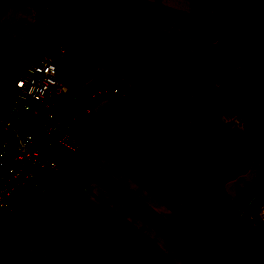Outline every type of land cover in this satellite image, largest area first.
Instances as JSON below:
<instances>
[{
    "label": "crops",
    "instance_id": "crops-1",
    "mask_svg": "<svg viewBox=\"0 0 264 264\" xmlns=\"http://www.w3.org/2000/svg\"><path fill=\"white\" fill-rule=\"evenodd\" d=\"M59 1L52 8L56 17L70 18V28L74 20L88 22L98 39L81 41L82 30L73 29L98 71L83 86L67 80L70 92L55 105L58 115L81 113L77 134L83 147L46 151L55 167L36 174L0 223V264H264V147L220 192L188 160L186 137L175 123L179 103L149 104L135 91L192 89L232 46L264 54L261 37L228 40L225 26L209 27L211 8L194 14V0H65L62 8L76 9L70 17L55 12ZM258 3L264 1L251 8ZM230 10L216 12L225 19ZM215 32L224 41H214ZM257 33L264 35V26ZM61 37L50 24H40L34 5L3 3L0 104L29 64L70 47ZM124 44L143 55L148 68ZM226 81L264 143V65L253 81L241 70ZM104 86L127 94L105 97L84 112L82 102Z\"/></svg>",
    "mask_w": 264,
    "mask_h": 264
},
{
    "label": "trees",
    "instance_id": "trees-1",
    "mask_svg": "<svg viewBox=\"0 0 264 264\" xmlns=\"http://www.w3.org/2000/svg\"><path fill=\"white\" fill-rule=\"evenodd\" d=\"M7 1L3 0L4 3ZM19 1L37 7L40 24H50L68 39L70 46L84 50L77 44L76 35L70 28L71 19H60L52 13L56 0ZM260 1L264 0H254L255 3ZM214 4L215 0H194V14H208ZM71 6L68 4L67 8ZM46 8H50L51 12H47ZM243 10L237 7L229 13L236 16ZM42 31L38 30L37 39ZM224 38L222 32L214 33V41L221 43ZM124 46L131 50L138 63H145L148 68L143 55L131 46ZM260 65H264V54L259 50L250 53L241 47L232 46L213 63L205 79L192 89L184 85L179 86L176 92L167 91L163 87L135 89L149 104L160 105L169 101L179 103L175 123L182 127L186 137L188 160L198 177L220 192L224 191L228 182L247 171L264 147L256 125L242 114L226 81L235 70H241L244 79L253 81L256 68ZM149 76L151 78V72Z\"/></svg>",
    "mask_w": 264,
    "mask_h": 264
},
{
    "label": "built area",
    "instance_id": "built-area-1",
    "mask_svg": "<svg viewBox=\"0 0 264 264\" xmlns=\"http://www.w3.org/2000/svg\"><path fill=\"white\" fill-rule=\"evenodd\" d=\"M0 0V11L3 7ZM51 12L50 8H46ZM60 47L57 54H45L21 71L10 84L0 104V223L12 213L18 197L43 168L55 167L46 151L54 146L81 150L83 142L77 134L80 112L58 115L55 105L70 92L64 72ZM126 90L114 86L99 87L82 102L88 112L101 99L125 96ZM25 115L32 118L25 124ZM264 217V210L261 218Z\"/></svg>",
    "mask_w": 264,
    "mask_h": 264
},
{
    "label": "rangeland",
    "instance_id": "rangeland-1",
    "mask_svg": "<svg viewBox=\"0 0 264 264\" xmlns=\"http://www.w3.org/2000/svg\"><path fill=\"white\" fill-rule=\"evenodd\" d=\"M76 2V0H74ZM254 0H238L237 2H234L233 0H215V4L211 7V21L209 27H226V33L227 38L230 41H240L243 40H250V36L247 34L254 35V39L258 41L259 37L260 41H264V35L259 36L257 33L258 27L264 26V3H258L256 7L253 9L251 8L253 5ZM65 0H60L58 3V6L55 7V12L61 17H70L72 13H76V9L74 7L73 10L68 11L64 8H62V4H65ZM59 6L61 8H59ZM222 6V9L220 8ZM237 6L246 7L249 6L250 8H247L243 11L242 14H238L236 16L230 15L226 16L225 19L222 18V15L220 13L216 12L217 10H221L223 12L224 10H229L231 8L236 9ZM224 9V10H223ZM202 16V15H201ZM79 25H75V24ZM74 28L71 26L72 31L73 29H76L78 31H81L80 33V40L85 42H92L94 40L92 34L90 33V30L87 29V24H82L79 22L73 21ZM89 26V24H88ZM245 32V33H244ZM76 33V32H75ZM107 33L112 34L111 30L107 31ZM52 40L55 41V44L58 45L57 38L52 36ZM62 40H66L65 38L61 37ZM92 40V41H91ZM263 47V46H262ZM250 49V48H249ZM264 49V48H262ZM177 82L173 80V84L171 86L172 89L176 90ZM30 115H25L21 118L20 124L27 123L28 119H30ZM237 125V123H235Z\"/></svg>",
    "mask_w": 264,
    "mask_h": 264
},
{
    "label": "water",
    "instance_id": "water-1",
    "mask_svg": "<svg viewBox=\"0 0 264 264\" xmlns=\"http://www.w3.org/2000/svg\"><path fill=\"white\" fill-rule=\"evenodd\" d=\"M62 62L67 80L78 86L88 83L98 71L95 58L78 47H68L62 55Z\"/></svg>",
    "mask_w": 264,
    "mask_h": 264
},
{
    "label": "flooded vegetation",
    "instance_id": "flooded-vegetation-1",
    "mask_svg": "<svg viewBox=\"0 0 264 264\" xmlns=\"http://www.w3.org/2000/svg\"><path fill=\"white\" fill-rule=\"evenodd\" d=\"M136 89V88H135Z\"/></svg>",
    "mask_w": 264,
    "mask_h": 264
}]
</instances>
